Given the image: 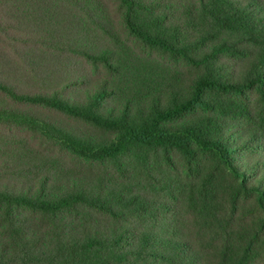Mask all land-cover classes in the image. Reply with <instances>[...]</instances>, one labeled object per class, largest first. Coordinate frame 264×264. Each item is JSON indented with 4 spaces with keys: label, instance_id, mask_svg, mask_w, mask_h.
<instances>
[{
    "label": "trees",
    "instance_id": "16d2710c",
    "mask_svg": "<svg viewBox=\"0 0 264 264\" xmlns=\"http://www.w3.org/2000/svg\"><path fill=\"white\" fill-rule=\"evenodd\" d=\"M263 116L264 0H0V264H250Z\"/></svg>",
    "mask_w": 264,
    "mask_h": 264
},
{
    "label": "rangeland",
    "instance_id": "374dc122",
    "mask_svg": "<svg viewBox=\"0 0 264 264\" xmlns=\"http://www.w3.org/2000/svg\"><path fill=\"white\" fill-rule=\"evenodd\" d=\"M113 11L115 12V6L113 4ZM99 75L92 76V78H95ZM264 118V116L262 117ZM75 125L80 128L81 130L92 132V133H97V131L92 128L91 126L84 125L81 123H75ZM238 131V129H237ZM250 134H255L258 138H263L264 137V129H259L257 127H253L250 130ZM249 134H240L241 138L243 140H249L248 137ZM30 141L36 142L37 139H35L32 136H29ZM262 142H264V139ZM239 144H241V142ZM260 142V141H259ZM235 159L238 160L239 162H245V164H252L255 161H260L261 163H264V152L261 151H255L252 154L249 155H244L242 152H237L235 155ZM209 166L208 168H211L213 173L221 179L222 183L227 187V186H233V192L239 195L238 197V204H237V212L235 214V218L233 220L232 225L230 226V229L237 232L238 226H241V228H246L248 230H251L256 226L258 218L264 220V212L259 208L257 199L255 196H249L246 195L242 191V187L235 183L230 176L224 172L222 169L221 165L215 161L214 159L208 160ZM246 167V165H243ZM207 168V169H208ZM258 175L257 179L256 178H249L251 175L248 176L249 178V184H257L258 183V178L262 177L264 178V168H260L259 171H257ZM223 198V207H226L227 205V200L226 197ZM184 225V224H183ZM191 229H187L186 232L188 236H191ZM217 256L211 255L210 257V263L209 264H215L216 263ZM250 264H264V235H262L259 239V241L253 246V252H252V257L250 260Z\"/></svg>",
    "mask_w": 264,
    "mask_h": 264
}]
</instances>
